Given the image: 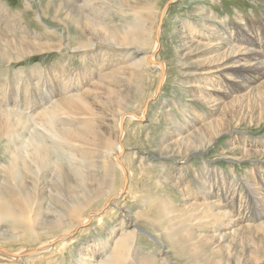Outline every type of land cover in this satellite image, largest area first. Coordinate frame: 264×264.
I'll use <instances>...</instances> for the list:
<instances>
[{
    "label": "rangeland",
    "instance_id": "1",
    "mask_svg": "<svg viewBox=\"0 0 264 264\" xmlns=\"http://www.w3.org/2000/svg\"><path fill=\"white\" fill-rule=\"evenodd\" d=\"M131 10L138 17H133ZM263 13L264 3L259 0H0V88L11 93L18 83V90L26 87L25 95L36 103V107L13 105L11 100L0 103L24 115L35 114L33 118L26 115L25 129L20 130L23 142L19 136L13 137L18 129L17 123L12 124L13 117L0 113V198L9 194L7 188L15 195L10 200L1 199L12 203V213L0 219V248L19 252L51 242V248L35 258H26L23 263L18 258L5 259L0 264H80L78 255L91 253V244L100 243L103 253H111V241L125 229H137L128 253L138 258L139 264H264V222L253 220L239 229L236 237L220 242L217 223L201 226L198 221L211 214L206 206L210 184L221 195L238 183L242 192L236 190L241 194L235 196V203L246 199L242 193L247 188L264 187L260 178V173L264 177V87L251 97L241 83H230L223 77L207 82L185 78L182 63L192 69L191 63H202L209 53L190 48V56L182 57L188 50H182L179 38L182 31H191L196 41L208 42L196 32L202 26L217 27L214 21L203 20L209 16L224 21L233 31L237 26L246 27L243 37L252 27L255 43H261ZM137 18L147 27L137 39L138 49L149 51L165 67L157 94L159 74L152 66H126L133 60L122 57L125 50L104 49L99 44L95 50L89 47L98 34L107 35L101 32L103 24L110 29L118 24L116 33H125L128 23ZM94 25L100 32H91ZM155 34L159 43L153 48ZM82 42L88 50L77 49ZM105 67L116 68L114 80L106 86L92 83ZM72 78L78 83L70 82ZM195 82L217 90L183 86ZM253 82L252 86L261 85L264 75ZM88 86L95 88V94L85 92ZM72 93L86 100L88 108L80 110L84 118L76 114L79 110ZM210 96L220 99V112H211L203 102ZM57 98L51 104L63 113L61 117L53 122L40 118L37 112ZM117 103H122L125 112L135 114L147 106L143 120L128 116L123 120L124 152L120 159L128 177L125 185L120 169L109 167L104 154L99 153L106 147L105 140L115 138L112 114ZM191 118L198 128L188 123ZM89 121L97 130L94 138L86 129L79 130ZM64 126L76 129L72 139L67 137L81 145L76 150L68 147L69 141H55ZM36 139L44 147L37 153L38 163L31 157V141ZM86 166L98 172L93 175ZM13 169L16 174L10 172ZM29 177L36 183H29ZM26 191L27 198L22 199ZM191 202L197 205L190 207ZM94 209L99 213L88 224L75 226L80 215ZM237 212L238 208L232 216ZM124 213L131 220L126 227ZM14 215L18 222H14ZM170 217L177 219L168 222ZM193 218V223L197 220L199 224L189 228L188 221ZM145 234L163 243L168 252ZM103 259L96 254L83 262L98 264ZM113 261L119 264L116 256ZM131 262L127 259L124 264Z\"/></svg>",
    "mask_w": 264,
    "mask_h": 264
},
{
    "label": "bare ground",
    "instance_id": "2",
    "mask_svg": "<svg viewBox=\"0 0 264 264\" xmlns=\"http://www.w3.org/2000/svg\"><path fill=\"white\" fill-rule=\"evenodd\" d=\"M259 1L264 3V0H259ZM77 5L80 6L79 4H77ZM131 14L133 17L138 15L135 10L134 11L131 10ZM162 15H163V13H162ZM159 18H161V12H160V17H158V20H159ZM37 19H39V18H37ZM203 20L214 21L217 25L216 28H209L207 26H202L200 28L201 30L196 32L197 35H200V36L202 35L205 38L207 37L208 42L196 41L195 39H193L192 36H194V35H192L193 33L191 31H182L180 33V37H179L180 41H181V47H182L183 51L184 50H188V51L186 53H183V54L181 53V54H182V57L186 58V57L190 56L189 53L191 51L197 52L196 50H203L204 53H209V55L207 57H205V59L202 63H199V64L191 63L192 69H188L189 68L188 63H182V67L184 69V72L182 73V75L185 78L186 77L187 78L195 77L197 80L198 79L199 80H206V82L209 80H216L220 77H223L224 79H226L230 83H232V82L241 83L242 84L241 87L246 89L245 94H251L252 93L251 97L254 94L256 95L258 93V90L260 89V87H264V82L259 86H252V84L254 83L253 81H255V79H257L261 75H264V34H263L262 40H260L263 42V44H262V42L261 43H259V42L255 43L254 37L256 36V30L252 31V27L249 28L248 33H246V36L243 37L242 36L243 33L247 32L246 27L241 28V27L237 26L235 29H238V30L233 31V30H230L229 28L225 27L224 21H222V20H219V22H217V20H213L209 16L207 18H204ZM159 22H160V20H159ZM261 22H262V25L264 26V13L262 15V21ZM217 23H219V24H217ZM237 23L239 25L242 24L239 21ZM128 24H129V27L127 28L125 33L123 31V33H119V34L116 33V32H118V29H117L118 24L117 25L115 24L114 29H110L106 24H103L102 27L100 25L99 29H100V27L102 28L101 32H104L107 35L102 36L101 33L98 34L95 39H93L91 42H89L90 43L89 47H92V49L95 50L98 48L97 44H99L104 49L125 50L126 52L123 54L122 57H124L125 59L127 57L129 59L132 58L131 60H133L131 62H129V60H128L127 62H129V63H127L126 66H134L136 63H139L142 66L145 65L146 67L152 66L154 68V70H157V73L159 74V83H158V85L155 89V92H154V94H157L161 80L164 77L165 67H164L163 63H161V62L158 63L157 60L155 61L154 55L151 56L152 53H148L149 51L138 49V47H137V45H138L137 39L139 38L140 33L147 31V27L145 26V24L143 22L141 24H139L138 18L136 20L132 21L131 23H128ZM5 26H7V22H5ZM96 29H97V26L94 25L91 32L92 33L95 31L100 32L99 30H96ZM260 36L261 35L257 34L258 38ZM156 38H157V35H156ZM158 43L159 42H158V38H157V40H155L153 48L157 47ZM238 43H240L241 45H244V46L236 45ZM86 45H87V43L82 42L79 44V47L77 49L88 50L89 47ZM190 48H192L191 51H190ZM48 49H50L49 46H48ZM142 52H144V54ZM105 53H108V51H105ZM140 54H143V55H140ZM105 56L107 57L108 55L106 54ZM124 58H123V60H125ZM124 67H125V65L120 66V68H124ZM115 69L116 68H113L112 70H106V67H105V71L102 73V75H100L99 73L95 74L96 79L94 81H92V83H99V84H102V86H106L112 80H114L113 74H115ZM72 80H73V78L71 79L70 82H72ZM216 82H218V81H216ZM72 83L76 84L78 82H75L73 80ZM18 86H19V84L17 83L16 87H14L16 90H13V88H12L11 93H8L9 91L6 90L2 86L0 88V103H2L3 101H6V100H11L10 102H13V105L18 104L21 106L24 105L26 107L29 105H32V106L36 107L35 101L29 100V98L25 95V94H27V93H25L26 87L25 88L22 87V90L19 91ZM39 86H41V85H39ZM183 86L185 88L186 87H198L197 89L200 88V89H203L205 91L206 90H208V91L209 90H211V91L217 90L216 89L217 87H214L212 85H211V87H209V86L199 85L198 83H196V84L192 83V84L183 85ZM37 89H39V88L37 87ZM45 89H46V87L43 90H45ZM94 89L95 88L90 89V87L88 86V87H86L85 92L95 94L94 92L96 90H94ZM30 90H32V89H30ZM83 91H84V89H83ZM222 92H223V96H224L226 94V92L225 91H222ZM96 93H98V92H96ZM34 95L35 94L33 93V96ZM70 95L73 96V98L75 99L76 109L79 110V112H76V114L79 115V117H80V115H84V113L80 110L82 108H84V109L88 108V106L86 104V100L83 97H81L80 94L72 93ZM199 96H202V95H199ZM94 97L97 98V95H95ZM59 99L57 98L55 100L54 99L51 100L49 102L50 105H48L49 103H46L45 107H42V109H40L37 112V113H39V117L44 119L45 121H49V122H53L54 119L56 120L58 117H61L59 115L63 114V113L60 112L56 107H54L51 104L53 101H57ZM114 100L116 102H118L117 97H115ZM219 100L214 98V97L211 99V96H210V98H208V99H206V98L203 99V102L205 104H208L209 105L208 107H210L211 112L214 113V112H220L222 109L221 102ZM116 105H117L116 111H115V113L112 114V117H113L114 123H115V131H114L115 138L112 141L105 140V146L106 147L100 148L99 153L101 155L104 154L105 158L108 160L107 163L109 164V167L116 166L120 169V171L123 175V178H124L123 184L125 185V180L128 177H127L126 169H125L123 163L121 162L122 160L120 159L122 153L124 152V147H123V144L121 141V138L123 137V125H122L123 120L127 116L131 120H139V121L143 120L142 118H144V116H145L147 106L144 105L143 112L141 114H135V113L125 112L122 103H120V104L117 103ZM26 107L24 108V110H28ZM29 109H31V107H29ZM61 109H63V108H61ZM166 111H167V109H166ZM0 113L6 114L8 116V118L10 117L9 115H11L13 117L12 124H14V123L18 124V129L13 134V137L19 136L22 139V141L25 142L23 140V137H22L23 132L20 133V130L25 129L24 123H26V119H27L26 115H28V117H30V118H33L35 114L29 115L26 113L24 115L23 113H21L18 110L15 111L12 108L7 109L5 106H0ZM37 113H36V115H37ZM79 117H77V118H79ZM80 118H84V117H80ZM103 120H101V121H103ZM30 121H32V119ZM35 121H36V119H35ZM191 121H193V122H191ZM213 121L214 120L209 121V122L211 123ZM88 123H89V125L87 127H80L79 130L86 129L89 132L90 136L92 138H94V136L96 137V135H97V130L94 127L95 124L93 122H90V121ZM188 123H191V126L193 125L192 127H194L195 129L198 128L197 127L198 125H196L195 120H192V118H191V120L188 121ZM30 125H27V126H30ZM34 128H35V126H34ZM189 128H190V126L187 129H189ZM35 129L33 130V132L35 131ZM60 129H62V130H60L57 133V135H55L56 136L55 141H57V142L59 141L60 143L62 141L68 142L69 140L67 139V137H70L72 139V134H74L75 130H76L75 128H71L69 126H64V128H60ZM27 132H28V130H27ZM193 133H195V132H193ZM27 135H25V136H27ZM185 137H187V136H185ZM185 137H183V138H185ZM37 140L38 139L31 141V146L34 144L33 155H31V157H32L34 162L38 163V156H37L38 154L37 153H39L40 150L43 149L44 147L40 146V143H37ZM63 144H64V142H63ZM67 144H68V147L70 149H74V150H76V148L78 146H81L80 144H78L76 139L74 141H69ZM56 148H57V146H56ZM55 150H57V149H55ZM32 159H31V161H32ZM86 168H87V171H89V172L91 171L90 173L93 175H95V173L98 172L96 169H91V167L86 166ZM257 169H260V168H257ZM258 171H262V170H258ZM10 172L13 174H16L17 170L13 169ZM260 178L261 179L263 178L262 181L259 179L263 185L264 184V177H263V174L261 176V173H260ZM31 180H32V178H30V180L28 179V182L30 183ZM34 182L35 181L33 180V182H31V184L33 185ZM247 189H248V191H245L246 193L245 192L242 193L246 199H242V200L236 202V203H238V204H236L235 203V200H236L235 196L238 197L241 194L240 193L238 195V192L241 191L240 187H238V183L233 186V188L230 192L225 191V190L221 191V195H219L220 192H218V190H216V192H214L213 184H210L209 191L211 193H210L209 198L206 201V202H208V204L206 206L209 207V209L211 210V214L205 215L204 218L202 217L203 219H198V221H200L202 223L201 226L203 224H205L206 222L212 223V224L217 223L220 226V231L217 232L216 236L219 238L220 242H223L224 240L229 239V238L236 237L238 235L239 229H243V228L247 227V225L250 224L249 222H253V220H256V221L258 220V221H260V223L264 222V187H257L254 185L251 188H247ZM236 190H239V191L236 192ZM7 191L9 194L3 193L2 197L0 198V219L4 215L10 214V212L12 213V211H11L12 210V207H11L12 203L11 202H4L1 200V199H5V198L9 199V200L15 198V195H14L12 190L7 188ZM122 191H123V188L121 189V192ZM209 191H208V193H209ZM25 196L27 198V191L25 193L23 192V194L21 196V197H23L22 199H25ZM239 198L241 199L243 197L240 196ZM193 205L196 206L197 204L194 202H191L189 204L190 207H192ZM203 207H205V206H203ZM220 207H223L224 209H220ZM236 208H238V212H237V214L232 216L233 212H236ZM80 209H81V207H80ZM199 209L200 208H198V210ZM261 209H262V211H260ZM98 212L99 211L96 212L95 209H94V211H91V212H89V210L86 211L83 215H80V217H82V218L79 221L74 222L75 226L76 227L78 225L84 226V225L88 224V222L90 221L92 216H94ZM191 212H193V211H191ZM202 212H203V210H202ZM254 213H256V214H254ZM195 214H197V213H195ZM34 215H32V216H34ZM123 215L126 216L125 219L128 221L126 223L125 227L131 225V220L129 219L130 217L128 215H126V213H124ZM34 217H36V216H34ZM195 218H197V217H195ZM173 219H177V217H172V218L170 217L167 220H168V222H172ZM36 221H34V222H36ZM193 221H195L194 218L191 221H188V222H190L189 228H196L197 227L196 226L197 220L195 223H193ZM14 222H18L16 216L14 218ZM28 223H30V222H28ZM70 224H72V223H70ZM186 224H187V222L183 226L186 227ZM197 224H199V223H197ZM172 225H175V224H172ZM179 226H181V225H179ZM136 231H137V229H131V230L125 229L124 232H121L120 235H118L116 240L111 241L112 245H113V248H112L113 250H111V253H107V251H106V253H103L102 252L103 248H100V245H101L100 243L99 244L97 243L96 245L91 244L90 245L91 253L80 255V256L78 255V262L80 264H85L83 262V260H92V258H94L96 254H100V258L104 257V259L99 261L98 264H115L116 263L115 261L112 262L114 256L117 257L119 264H124V261L127 259L132 261L131 264H137V261L139 264V259L138 258H136V259L131 258V255L128 253V250L133 248V238L135 236ZM145 235H147L148 237L152 238V240L157 242V240L153 236H150L149 234H145ZM190 235H191V233H189V236ZM57 238L63 239L64 237H57ZM157 244H159L162 247L161 248L159 246L163 252H165V253L168 252L169 249L166 248V250H165V246H163L164 245L163 243L158 241ZM50 248H51V242H49V243L47 242V243L42 244L36 248L30 249L31 251L35 250V252H32V253H29L30 252L29 250H23V251H19V252H9V251H5L4 249L0 248V254L3 256V257L1 256L2 258L0 257V260L18 258V260L23 263V261L26 258L27 259H30L32 257L35 258V255H38V254H40L46 250H49ZM28 254H30V255L28 256ZM134 254L135 253H133V255ZM7 255H10V257H7Z\"/></svg>",
    "mask_w": 264,
    "mask_h": 264
},
{
    "label": "water",
    "instance_id": "3",
    "mask_svg": "<svg viewBox=\"0 0 264 264\" xmlns=\"http://www.w3.org/2000/svg\"><path fill=\"white\" fill-rule=\"evenodd\" d=\"M98 213H96V214H98ZM29 251H30L29 253L35 252V250L34 251L29 250ZM7 257H10V255H7Z\"/></svg>",
    "mask_w": 264,
    "mask_h": 264
}]
</instances>
